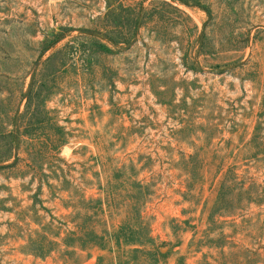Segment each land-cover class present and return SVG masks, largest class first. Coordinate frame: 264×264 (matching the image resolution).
I'll return each mask as SVG.
<instances>
[{"label": "rangeland", "instance_id": "rangeland-1", "mask_svg": "<svg viewBox=\"0 0 264 264\" xmlns=\"http://www.w3.org/2000/svg\"><path fill=\"white\" fill-rule=\"evenodd\" d=\"M0 264H264V0H0Z\"/></svg>", "mask_w": 264, "mask_h": 264}]
</instances>
